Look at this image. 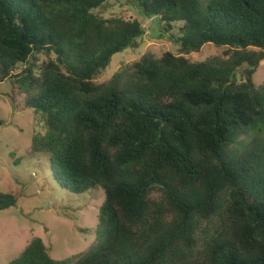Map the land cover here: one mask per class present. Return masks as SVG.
Masks as SVG:
<instances>
[{"label": "trees", "instance_id": "1", "mask_svg": "<svg viewBox=\"0 0 264 264\" xmlns=\"http://www.w3.org/2000/svg\"><path fill=\"white\" fill-rule=\"evenodd\" d=\"M106 1L0 0V82L46 128L31 153L70 192L105 193L88 251L56 259L36 236L9 264H264V0H132L181 24V53L227 57L146 53L98 82L145 34ZM17 202L0 191V211Z\"/></svg>", "mask_w": 264, "mask_h": 264}, {"label": "rangeland", "instance_id": "2", "mask_svg": "<svg viewBox=\"0 0 264 264\" xmlns=\"http://www.w3.org/2000/svg\"><path fill=\"white\" fill-rule=\"evenodd\" d=\"M96 12L105 18L138 19L145 29L139 47L115 54L98 82L109 80L146 53L161 56L170 51L193 61L227 57V47L212 43L199 52L181 53L177 42L181 24L168 28L158 18L144 16L132 0H107ZM37 57L40 63L48 61L44 54ZM254 80L257 85L264 83V60ZM45 130L42 117L25 106L24 95L15 92L13 83L0 82V191L13 193L18 199L15 206L0 211V264H9L36 236L44 240L56 259L80 256L97 241L105 193L92 189L76 195L58 183L50 155L31 153L32 137Z\"/></svg>", "mask_w": 264, "mask_h": 264}]
</instances>
